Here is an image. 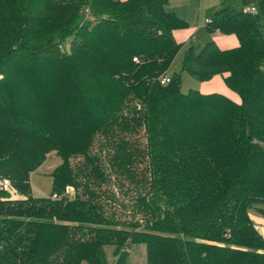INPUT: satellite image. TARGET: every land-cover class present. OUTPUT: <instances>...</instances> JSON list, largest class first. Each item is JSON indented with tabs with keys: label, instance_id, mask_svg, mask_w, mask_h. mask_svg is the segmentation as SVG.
<instances>
[{
	"label": "trees",
	"instance_id": "1",
	"mask_svg": "<svg viewBox=\"0 0 264 264\" xmlns=\"http://www.w3.org/2000/svg\"><path fill=\"white\" fill-rule=\"evenodd\" d=\"M167 2L0 0V178L19 193L0 187V264H109L106 246L127 264L139 243L146 264H264V0L207 8L238 45L189 44L170 75L187 22ZM182 71L226 73L240 102L182 91Z\"/></svg>",
	"mask_w": 264,
	"mask_h": 264
},
{
	"label": "crops",
	"instance_id": "2",
	"mask_svg": "<svg viewBox=\"0 0 264 264\" xmlns=\"http://www.w3.org/2000/svg\"><path fill=\"white\" fill-rule=\"evenodd\" d=\"M222 0H218L219 4ZM187 0H168L166 7L167 9L174 10L177 14L182 16L187 24L182 27H176L172 30L173 37L177 42L181 43V47L177 51L173 61L170 64V67L168 69V72L170 73L172 69V65L174 67V63L176 62L179 64V67L181 65V59L184 53V50L189 44H192L195 49H198L202 43H204L208 39H214L217 45L220 48H229L234 47L238 45V37L235 33H221L218 31L210 32L205 23H206V10L207 8L217 5L216 1H209L205 2V7H202V0H197V4H199V11L204 10V19L199 15V17L191 16L190 14H187L185 11H181L178 9L179 7L183 6V3H186ZM195 4V5H197ZM214 4V5H213ZM182 12V13H181ZM174 71L176 68H173ZM172 70V71H173ZM180 70V69H179ZM184 74V71L181 72V79ZM188 74V73H187ZM226 75V73L223 74H215L211 78L206 80H196L197 83L195 84V89H198L202 93H211V92H219L222 93L235 102H240V97L237 93H235L233 90L227 87L225 84L223 77ZM250 217L255 225V228L262 234L264 237V216L259 214L255 211V213H252L250 211Z\"/></svg>",
	"mask_w": 264,
	"mask_h": 264
},
{
	"label": "rangeland",
	"instance_id": "3",
	"mask_svg": "<svg viewBox=\"0 0 264 264\" xmlns=\"http://www.w3.org/2000/svg\"><path fill=\"white\" fill-rule=\"evenodd\" d=\"M211 0H202L203 4L202 7H205V2H209ZM216 1V4L218 3V0H213ZM197 4V0H187L186 3H183L182 7H179L181 11H185L187 14H190L191 16L199 17V15L204 19V10L199 11V4ZM214 5V4H213ZM182 13V12H181ZM174 67L176 70H179V64L176 62L174 63ZM173 65L172 69L170 71L173 72ZM173 70V71H172ZM169 73V75H170ZM197 81L192 78L189 74L184 72L182 76V83H181V89L182 91H187L189 88H195V84ZM60 162V158L58 156H49L47 159L41 164V166L33 171L30 174V192L34 196H49L51 194V188H52V177H51V171L54 168L55 165H57ZM6 177H1L0 179H3ZM8 179V178H6ZM10 184L11 181L8 179ZM10 190H15L16 194L18 193V190L12 186L10 187ZM8 195L12 196L13 193L11 191L5 190ZM67 191H69L71 194H73V189L68 187ZM128 198H126L125 201H127ZM126 211H129L128 207L126 208ZM252 213H255L254 210H251ZM120 214V211H119ZM122 214H125L122 217H128L129 213L123 212ZM106 252H107V258L109 264H114V257L112 256V247L111 246H106ZM83 264H87V262H83ZM127 264H146V246L144 243H139L134 246H132L129 250V256L127 258Z\"/></svg>",
	"mask_w": 264,
	"mask_h": 264
},
{
	"label": "built area",
	"instance_id": "4",
	"mask_svg": "<svg viewBox=\"0 0 264 264\" xmlns=\"http://www.w3.org/2000/svg\"><path fill=\"white\" fill-rule=\"evenodd\" d=\"M250 9H251L252 11H255V7H254V6H251ZM206 20H208V18H207ZM133 59H134V60H137L138 58H137V56H133ZM169 81H170V76H168V75H160V76H159V82H160L161 84H166V83H168ZM0 187H1L2 189H4V190L11 191V193H13L12 196H15L16 191H15V190H13V191L10 190L11 184H10V182H9L8 179H6V178L0 179ZM67 192H68L69 194H71L69 191H67ZM53 197H55V196H53Z\"/></svg>",
	"mask_w": 264,
	"mask_h": 264
}]
</instances>
